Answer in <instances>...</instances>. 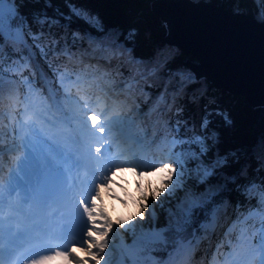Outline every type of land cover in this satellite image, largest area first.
Masks as SVG:
<instances>
[{
  "label": "trees",
  "instance_id": "obj_1",
  "mask_svg": "<svg viewBox=\"0 0 264 264\" xmlns=\"http://www.w3.org/2000/svg\"><path fill=\"white\" fill-rule=\"evenodd\" d=\"M211 1L233 11H244L258 19L261 9H264V0ZM152 2L14 0L19 15L25 18L27 26L23 28L24 35L37 60L32 58L24 45L0 38V44H3V52L0 53V161H8V149L19 144L17 125L25 119L22 117L23 106L36 96L50 100L48 87L61 94L71 92L78 96L82 104L85 99L96 98L107 102L119 114L122 123L146 136L150 151L162 141L161 163L177 166L178 158L187 159L183 154L188 151L189 144L174 141L205 137L209 151L203 157L204 162L210 165L220 158H226V162L222 167H216L209 181L199 184L195 172L191 171L193 162L189 161L181 177L183 187H177L174 176L169 188L154 199L160 238L138 236V223L132 226L124 220L125 223L119 226L125 239L135 242L138 254L164 260L177 243L192 237L196 260L193 264H211L214 257L219 259L230 249L227 241L235 244L236 233L242 226L254 235L256 230L251 228L262 221L260 216L245 221L239 218L250 208L264 211L258 203V196L249 198L243 194V190L253 182L264 185V161L260 158L264 156V148L261 147L264 143V103L252 104L242 94L216 87L204 75L196 76L188 62L197 59L167 42L166 21L153 10ZM69 3L96 17L103 31L76 16L67 19L71 15ZM45 15L54 23L41 25L36 22L37 17ZM25 21L18 20L17 23L24 24ZM29 29L31 33L42 32L43 35L34 41ZM57 72L63 73V87ZM75 77L83 81L82 85H75ZM125 83H129L127 88L123 86ZM116 90L119 95L115 97ZM132 111L140 114L141 121L130 118ZM205 119L208 121L206 129L202 128ZM177 122L179 132L176 131ZM212 133L216 134L215 143ZM170 139H173L172 144ZM179 173L177 166V175ZM162 175L158 173L152 178H143L149 189L155 190ZM209 186H220L221 190L203 208L194 209L190 222L183 224L178 231L177 205L187 201L189 194L198 196L204 193ZM129 188L134 194L125 198L127 192L121 189V199L133 206L130 214L134 219L149 226L151 220L147 208L142 217L135 216L136 200L133 196L139 199V190L134 186ZM209 219H213L216 226L206 229L205 235L198 240L201 223ZM229 223L232 229L224 232L223 227ZM164 228L167 231L161 232ZM115 241L116 237L110 231L107 242L113 245ZM112 248L109 255L112 256L116 249L120 254L118 264H132L123 247L116 243V249Z\"/></svg>",
  "mask_w": 264,
  "mask_h": 264
},
{
  "label": "snow or ice",
  "instance_id": "obj_2",
  "mask_svg": "<svg viewBox=\"0 0 264 264\" xmlns=\"http://www.w3.org/2000/svg\"><path fill=\"white\" fill-rule=\"evenodd\" d=\"M9 4V7H5ZM48 6H51L50 4ZM71 15L66 18L71 20L72 16L85 20L86 23L96 27L98 31H103V27L99 24L96 17L90 15L86 10L78 8L75 5L68 4ZM63 15V14H61ZM259 18L264 23V9H261ZM18 20L25 21L24 17L19 15L18 10L14 6V0H0V38L14 40L15 42L24 45L31 52V46L28 45L24 35L23 28L26 25L17 23ZM36 22L43 25L51 21L46 15L43 18H36ZM29 35L35 41L40 39L43 33H31ZM91 38V37H90ZM44 52V49H40ZM3 52V44H0V53ZM153 71H155L153 69ZM2 73V69H0ZM60 77V84L63 87V73L57 72ZM2 82V75H0ZM51 104L49 111H62L61 100L57 98V93L50 90ZM65 98H71L66 96ZM86 106V105H85ZM227 119V118H226ZM90 122V127L88 126ZM53 127H56L53 121H48ZM208 121L204 120L202 128H207ZM31 135L25 138V143L22 144L25 155L17 161V166L14 172H10L9 196L13 193L22 194L24 203L37 201L40 204H48L49 202L61 203L64 200H70L75 205L76 212L79 214V223L77 226L68 224H47L45 222H37L34 216H30L26 221L18 222L16 228L11 226L4 234L3 218L0 217V264H4V256L9 259L20 248L35 249L38 251H50V255H42L39 259H32L31 264H51L52 261L60 260L63 264H101L104 257L101 253L107 247V237L113 229L114 224L109 214L110 205L126 204L120 195V189L125 191L129 187H135L139 190L140 196L136 201V217H142L145 209L148 207L146 201L151 197L158 198L161 193L166 191L173 182L175 176L177 187L182 188L181 177L187 168L189 161L193 162L191 171L195 172L198 177L199 184H205L215 174L217 166L222 167L226 162V158H220L210 165L206 164L203 157L207 155L209 147L205 137L194 136L192 140L174 141L175 143H187L189 149L183 155L187 159H177V166L180 168V173L177 175V167L171 163H161L159 167H153L150 172L145 173L137 170V167H113L107 170V174H102L103 179L100 183H96V173L100 171L97 168L93 172V187L89 190L85 186H81L77 191L73 185L68 182V169L65 164L68 163L69 157L66 152L56 144L54 137H49L44 133L42 128H37L32 125ZM106 130L105 123L100 122V115L93 112L91 115H85L84 128L82 133L90 134L98 139L104 137ZM176 131L179 132V122L176 125ZM213 142H216V134L212 133ZM74 143L80 144L83 142V137L74 138ZM195 147H192V146ZM264 148V143L261 145ZM109 151L108 147L101 145L95 148L97 154L94 158L99 162L103 152ZM89 154L91 149L89 148ZM264 161V156L260 157ZM75 166H78V162ZM161 173L162 178L158 181L159 187L155 190L145 191L142 188V178L145 174L155 175ZM19 190V191H18ZM221 190L220 186H209L204 193L198 196H192L187 201H181L177 205L176 225L179 231L183 224L189 223L193 215L194 209L203 208L207 203H210L212 198ZM256 190V191H254ZM175 191V189H174ZM243 194L252 198L253 195L258 196V203L261 208H264V185H257L255 182L247 186L243 190ZM3 186H0V207L3 200ZM99 202V203H98ZM82 210V211H81ZM128 209L120 208V212ZM170 215H173L170 212ZM214 215V213H213ZM259 215L264 222V211L249 210L244 216L245 220ZM13 219V217H9ZM132 219V217H130ZM117 224H123L124 221H116ZM77 227L79 231H77ZM167 231V228L161 229V232ZM261 238L257 245L251 250V255L258 259L260 264H264V223L260 228ZM80 239L69 240V237ZM63 241V244L54 243ZM70 245V246H69ZM55 248V251L52 249ZM250 264V262H245Z\"/></svg>",
  "mask_w": 264,
  "mask_h": 264
},
{
  "label": "water",
  "instance_id": "obj_3",
  "mask_svg": "<svg viewBox=\"0 0 264 264\" xmlns=\"http://www.w3.org/2000/svg\"><path fill=\"white\" fill-rule=\"evenodd\" d=\"M166 21V40L197 61L188 62L196 76L216 87L264 103V23L211 0H153Z\"/></svg>",
  "mask_w": 264,
  "mask_h": 264
},
{
  "label": "rangeland",
  "instance_id": "obj_4",
  "mask_svg": "<svg viewBox=\"0 0 264 264\" xmlns=\"http://www.w3.org/2000/svg\"><path fill=\"white\" fill-rule=\"evenodd\" d=\"M5 7L7 8V6H5ZM114 95H115V93H114ZM118 95H119V93H117L116 96H118ZM121 98H124V97H121ZM79 108L76 107L74 109V111H73L74 112V115H75L76 118L83 119V118H85V115L86 114L87 115L89 114V111L87 109H85V115H80L77 112V110ZM97 112L101 116L100 122L101 123H105L106 124V128L110 129V131L109 130H106L105 136H107V138L109 139L111 148H113V150L115 151V156H116V160H117L116 167H135L134 162H133V158L131 157V155L128 152H126V150L121 149L119 147L120 146V143L117 142V137L116 136L118 134V131H117V129H118L117 128L118 121H117V118H116V115H115L117 113H115V111L112 109V107H109L106 104H104ZM132 114H134L133 115V118L135 120L141 121V116H140V114L138 112L135 113V111H132ZM37 124H38V121H37ZM32 125H34V124H32L30 121L27 123V126L28 127H31ZM35 127H36V125H35ZM31 132H32V128H28V130L25 133L23 131V134L21 135V138H22L21 144H23V141H25V138L26 137H28V136L31 135ZM97 136L99 138L100 134L97 133ZM119 191L121 192V189ZM146 191H148V190H146ZM128 205L130 206L131 204L129 202H127L126 204H123V203L117 204V205L113 206L112 211H113V214L115 215V217L117 218V220L124 219L125 221H127L128 223H130V225H132V226L134 225L135 226V225H137V219L136 218L134 219V217H132V215L130 213H128V210L127 211H124V212H120L119 211L120 208L128 209ZM132 207L133 206L131 205V208ZM249 210H256V209H249ZM249 210H247L245 212L244 216L249 212ZM244 216L242 218H244ZM130 217H132V219H130ZM257 228L259 229V232L257 233V237L255 238V240H251V238L249 236H245L244 237V234H241L240 235V238H239L238 243H240L241 239H243L247 245L250 243V241L255 243L251 247H249L247 250H245L244 253L246 255H247V253L249 252L250 249L254 248L257 245L258 241L261 238V232H260L261 226H257ZM136 231L139 232V233H142L143 235H144V233L147 234V232L144 231V230H142L139 226L137 227V230ZM158 236H159V233H158V229L156 228L154 237L156 238ZM182 244H180V245H182ZM112 247H113V245H110V244L107 243V247L104 249V252L101 253V255L104 257V259L101 261V263H103V262L107 263V262L111 261L114 258V256H115L114 254H116V253H114L112 255L113 257L111 255H109L113 251L112 249H114ZM238 247L239 246H237V248L235 250L229 252L228 256L230 257V256L239 255L240 252H238L236 255H234L237 252ZM114 252H116V250ZM129 255L133 259H137V257L134 256L133 253L132 254H129ZM110 256H111V258H109ZM247 260H248V258H247ZM217 264H222V263H217Z\"/></svg>",
  "mask_w": 264,
  "mask_h": 264
},
{
  "label": "bare ground",
  "instance_id": "obj_5",
  "mask_svg": "<svg viewBox=\"0 0 264 264\" xmlns=\"http://www.w3.org/2000/svg\"><path fill=\"white\" fill-rule=\"evenodd\" d=\"M88 138H90V143H94V141L96 140V138H97V135H96V137H92L90 134H88ZM43 255V254H42ZM42 255H38L37 257H34V258H32V259H39L40 258V256H42ZM31 259V260H32Z\"/></svg>",
  "mask_w": 264,
  "mask_h": 264
}]
</instances>
